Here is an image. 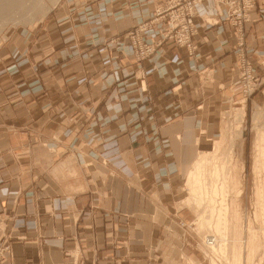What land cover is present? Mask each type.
Here are the masks:
<instances>
[{
  "label": "crops",
  "instance_id": "crops-1",
  "mask_svg": "<svg viewBox=\"0 0 264 264\" xmlns=\"http://www.w3.org/2000/svg\"><path fill=\"white\" fill-rule=\"evenodd\" d=\"M163 1L65 0L40 42L15 44L16 55L4 46L0 264L200 260L184 229L196 216L184 182L242 104L239 52L264 56V0L248 12L241 47L224 9L200 0L194 51L162 40L137 61L125 32ZM162 28L159 18L142 41Z\"/></svg>",
  "mask_w": 264,
  "mask_h": 264
},
{
  "label": "rangeland",
  "instance_id": "rangeland-1",
  "mask_svg": "<svg viewBox=\"0 0 264 264\" xmlns=\"http://www.w3.org/2000/svg\"><path fill=\"white\" fill-rule=\"evenodd\" d=\"M64 1L35 0L39 7L37 5L33 7L30 0H25L24 9L0 18V53L7 44L13 46L10 54L13 49V54L16 55L18 52L14 47L15 44L40 42V38L48 32L54 13L64 6ZM198 1L200 0H182V4H191L190 8L189 4L185 8L189 17L188 26L191 29L189 47L179 46L164 37L167 17L171 11L168 8L173 6L172 0H164L162 5L156 7L149 19L135 24L125 32L135 60L139 61L152 55L162 40L184 47L189 53L194 51L195 45L191 43L194 29L193 5ZM212 1L216 6L219 5L224 9V19L233 28L237 35V44L241 47L243 24L257 0H238L241 9L239 17L233 16L232 8H227L223 1ZM182 4H177V7ZM159 18L163 21L160 37L150 43L142 41L141 34L153 29ZM144 24H150V27L138 32L137 30ZM132 34L141 43L152 45L154 48L152 53L142 58L137 57L132 44ZM256 62L249 57H243L239 52L235 70L237 91L240 96L238 102L241 101L242 104L234 105L230 113L228 111L222 116L224 137L198 158L204 163L197 182L191 177V173L187 183L186 180L184 182L185 204L192 207L196 216L191 222L182 225L186 232L197 237L194 250L198 251L200 259L198 263L190 261L189 264H264V203L262 202L264 200L261 201L263 205L258 201L259 192L264 195V169L259 172L253 170L254 159L257 156L254 147L256 132L260 131L264 134V56ZM262 144L264 146V138ZM217 218L222 222L219 228L213 225Z\"/></svg>",
  "mask_w": 264,
  "mask_h": 264
},
{
  "label": "built area",
  "instance_id": "built-area-1",
  "mask_svg": "<svg viewBox=\"0 0 264 264\" xmlns=\"http://www.w3.org/2000/svg\"><path fill=\"white\" fill-rule=\"evenodd\" d=\"M227 6V8H232V14L235 17H239L241 9L239 7L238 0H221ZM182 4V0H172L171 4L173 6H169L168 9H171L168 17H167V26L164 31V37L172 40L174 43L179 46H187L189 47V37L191 29L189 28V17L185 8L186 5L189 4V8L191 6L190 3L182 4L177 7V4ZM230 5V6H229ZM243 7L245 8V4L243 2ZM150 27V24H144L137 31L142 32ZM137 31L135 34H137ZM132 34V44L137 53V57L142 58L144 56L149 55L153 51V46L149 44L141 43L138 38L133 36ZM1 256V253H0Z\"/></svg>",
  "mask_w": 264,
  "mask_h": 264
},
{
  "label": "bare ground",
  "instance_id": "bare-ground-1",
  "mask_svg": "<svg viewBox=\"0 0 264 264\" xmlns=\"http://www.w3.org/2000/svg\"><path fill=\"white\" fill-rule=\"evenodd\" d=\"M29 1V0H28ZM30 2L32 3L31 5L34 7L37 5V3L35 2V0H30ZM25 3V0H0V18H4L6 16H9V13L11 14L14 13V12H18L22 9H24L26 7H23ZM29 4V3H28ZM37 7H39V4L37 5ZM30 8V7H29ZM37 9V8H36ZM38 10V9H37ZM24 11V10H23ZM22 11V12H23ZM25 12V11H24ZM21 14V13H20ZM13 15V14H12ZM264 138V134L260 131H257L256 132V140H255V143H254V147L256 148V152L257 155L254 159V171L255 172H259L260 170L264 169V146L262 144V139ZM231 148V147H230ZM201 159V158H200ZM204 163V161L201 159V160H197V162L195 163L194 165V168L191 172V177L193 179H196V182L198 180V177L200 175V171H201V168H202V164ZM190 177V176H189ZM233 177V176H232ZM233 179V178H231ZM191 180V178H190ZM201 180V179H199ZM194 182V180H192ZM189 182V181H188ZM226 182V181H225ZM192 183V182H191ZM236 183V182H235ZM190 184V182H189ZM202 184V183H201ZM222 184V183H221ZM205 185V184H204ZM198 186V185H197ZM203 186V184H202ZM225 186V185H224ZM235 186V185H234ZM195 188V187H193ZM203 189V188H202ZM205 189V188H204ZM223 191V190H222ZM221 191V192H222ZM201 195V194H200ZM210 196V195H209ZM203 197V196H202ZM213 198V197H212ZM202 200V199H201ZM264 200V195H262V193L260 194L259 192V196H258V201H260V205L262 204L261 201ZM264 203V201H262ZM263 205V204H262ZM221 219L220 218H217L216 221H215V227H218L219 228V225H221ZM199 222V221H198ZM225 222V220H224ZM203 226V225H202ZM211 227V226H210ZM221 234V232H220ZM221 247V246H220Z\"/></svg>",
  "mask_w": 264,
  "mask_h": 264
}]
</instances>
